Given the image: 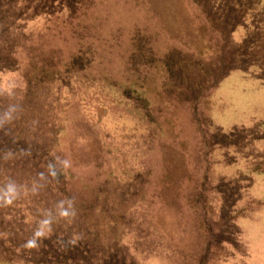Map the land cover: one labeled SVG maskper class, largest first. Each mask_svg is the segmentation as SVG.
Returning a JSON list of instances; mask_svg holds the SVG:
<instances>
[{"label":"rangeland","instance_id":"1","mask_svg":"<svg viewBox=\"0 0 264 264\" xmlns=\"http://www.w3.org/2000/svg\"><path fill=\"white\" fill-rule=\"evenodd\" d=\"M224 9L0 0V264H264V82L224 74Z\"/></svg>","mask_w":264,"mask_h":264},{"label":"trees","instance_id":"2","mask_svg":"<svg viewBox=\"0 0 264 264\" xmlns=\"http://www.w3.org/2000/svg\"><path fill=\"white\" fill-rule=\"evenodd\" d=\"M224 5L225 9L218 16L221 20H227V25L230 26V32L233 33L236 27H244L247 30V35L241 44L235 45L232 49L225 52L223 62L225 64V73L233 70L247 72L255 69L260 72L258 79L264 82V21H257L256 9L259 5V0H219ZM263 25V26H262ZM261 26V27H258ZM260 32V33H259ZM259 33L260 38H257ZM225 76V75H223ZM214 80V77H212ZM219 81V77L214 80V83ZM47 172H52L53 167L47 163L43 164ZM51 192L58 191V188H49ZM35 264V263H33ZM37 264V263H36ZM40 264V263H39Z\"/></svg>","mask_w":264,"mask_h":264}]
</instances>
